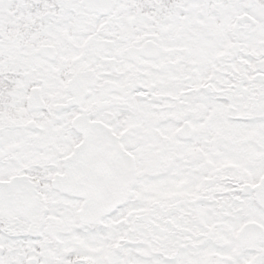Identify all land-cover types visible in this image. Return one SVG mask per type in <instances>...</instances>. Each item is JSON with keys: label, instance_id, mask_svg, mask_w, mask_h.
<instances>
[{"label": "snow or ice", "instance_id": "6c2138e0", "mask_svg": "<svg viewBox=\"0 0 264 264\" xmlns=\"http://www.w3.org/2000/svg\"><path fill=\"white\" fill-rule=\"evenodd\" d=\"M0 264H264V0H0Z\"/></svg>", "mask_w": 264, "mask_h": 264}]
</instances>
